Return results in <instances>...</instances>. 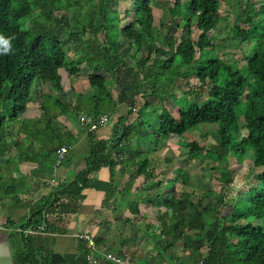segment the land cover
Returning <instances> with one entry per match:
<instances>
[{"label":"trees","instance_id":"obj_1","mask_svg":"<svg viewBox=\"0 0 264 264\" xmlns=\"http://www.w3.org/2000/svg\"><path fill=\"white\" fill-rule=\"evenodd\" d=\"M119 1L0 0V34L10 38L12 45L8 53L0 54V147L4 152L10 153L6 140L15 138L14 125L29 103L37 102L41 117L17 128L29 140L30 151L21 140L13 141V147L20 160L53 170L56 149L65 146L69 150L75 142L66 126L58 124L59 118L75 120L81 114L98 118L114 106L128 108L113 123L107 140H96L95 132L87 133L90 144L84 171L70 183L58 184L51 203L36 211L26 226L44 227L53 233V224H62L66 213H74L84 199L82 193L92 182L90 175L106 168L113 186L111 178L118 166L126 179L122 185H114L117 204L138 214V204L127 206L129 195L144 189L135 188L139 177L147 183L146 196L154 195L151 181L158 175L150 155L157 152L159 141L212 125L215 129L203 135L210 136L209 143L185 145L184 163L188 168L217 172L220 182L225 175L223 186L218 193L205 191L201 196L193 191L176 192L173 187L153 196L161 200L155 217L142 221L134 232L148 239L150 260L138 264H264V0H235L239 12L232 37L243 53L242 65L223 60L213 50L211 34L220 23L224 0H174L170 20H160L157 26L153 0H129L122 16L130 21L122 29L117 27ZM96 14L101 15L102 23L94 22ZM193 29L211 51L196 70L197 89L185 91L184 104L174 108L167 99L168 90H160L158 85L165 82L177 87L178 80L187 79L195 55ZM69 50L79 57L66 62ZM125 50L131 52L132 66L121 54ZM136 54L141 56L136 59ZM82 65L89 90L75 93L71 85L74 102L63 103L60 73L73 84ZM114 84L120 89L116 99L110 93ZM47 85L58 95L51 96ZM141 85L150 91L139 94ZM138 95L144 100V109H159L155 119L131 111L136 109ZM246 151L252 156L256 186L247 190L241 203L232 205L226 197L232 185L228 167ZM178 180L187 183V178ZM111 195L106 192L108 198ZM221 207H229L230 212L221 215ZM207 215L212 216L211 221ZM194 231L197 237L188 236ZM37 239L23 236V248L15 254L18 264H48L50 252L36 247ZM99 244L96 240L95 245ZM82 247L86 258L90 249L86 244Z\"/></svg>","mask_w":264,"mask_h":264},{"label":"crops","instance_id":"obj_2","mask_svg":"<svg viewBox=\"0 0 264 264\" xmlns=\"http://www.w3.org/2000/svg\"><path fill=\"white\" fill-rule=\"evenodd\" d=\"M84 68L85 66L82 70ZM75 81L78 82V79L74 78L73 84L68 80V87L62 89V95L59 98L63 103H73L75 93H85L89 90V88L78 90ZM71 85L75 93L69 90ZM39 89L44 88L39 87ZM52 92L49 91L51 96L58 95ZM35 104L36 107H28L26 113L14 125L15 138L6 140L10 153L4 152L0 147V225L2 226L0 228V264H18L15 254L17 249L23 248V236L40 238L34 245L50 252L48 264H110L111 262H106L105 256L109 254L118 256L119 253L121 255L118 257L125 258L130 263L138 264L140 261L148 263L150 260L146 255L148 241L143 244L142 239L145 237L135 236L134 232L141 228L142 221L155 217L161 200L153 196L162 193L160 192L162 189H166L163 192L172 187L174 189L179 178L178 175L174 177L171 172L164 175L162 171H156L158 176L151 181L155 185L152 191L154 195L150 197L146 196L147 183L143 182L141 177L136 179L135 188L143 187L144 189L129 195L127 206L132 202L138 204L139 213L132 214L129 209L117 204L118 196L115 194L114 187L122 185L126 179L125 175L121 174L120 166L115 168L114 176L111 178L115 186H112V183L110 185L108 170L101 168L90 175L92 182L83 191L84 199L79 201L76 211L67 212L69 214L66 213L67 218H63L62 224H53V231H51L53 233H50V229L43 230L44 227L38 230L33 228L30 233H27L29 227L26 225L30 218L36 211L46 209L45 207L51 203L54 199V195L51 196V194L57 191L58 184H68L77 174L84 171L90 144L87 132L79 128L77 119L73 120L72 117L66 116L59 118L57 122L59 125H65L75 136V142L69 147L67 160L63 166L55 172L49 167H39L36 162L20 160L19 151L14 149L13 141H23L26 149L30 151L29 140L23 137L22 132H18L17 127L21 123L30 125L38 121L41 113L37 102ZM123 106L126 105H117L110 110L107 124L95 131L96 140H107L110 137L113 123L124 115V112L121 113ZM72 121L74 122L71 125ZM52 178L56 180L55 185L50 183ZM158 182L162 183L160 187L156 186ZM108 191L112 192L109 198L106 196ZM62 210L65 214V208ZM125 220H130L131 223L125 224ZM78 233L90 235L94 242L100 240L98 246L94 243V248L86 245L90 249V254L86 258L82 254V246L86 243L76 238ZM142 244L144 246H141Z\"/></svg>","mask_w":264,"mask_h":264},{"label":"rangeland","instance_id":"obj_3","mask_svg":"<svg viewBox=\"0 0 264 264\" xmlns=\"http://www.w3.org/2000/svg\"><path fill=\"white\" fill-rule=\"evenodd\" d=\"M173 1L174 0H153L152 12L154 15V25L157 26L160 20H164L165 22H168L170 20L169 8L171 7ZM127 6L129 7V0H122L117 3L116 10L120 15L119 17L120 22L117 24L118 29L124 28L130 21L129 18L126 19L122 16V11ZM238 12H239V8L236 5L235 0H224V2L221 4V9L219 12L220 23L211 35L214 38L213 39L214 53L218 54L223 60L235 62L238 63L239 65H242L243 53L240 49L236 48L235 45L236 41H234L232 37L233 36L232 26L235 17L238 15ZM94 20L96 24L102 23L101 15L96 14ZM242 28L246 29L247 26L242 25ZM192 39L196 43L195 55H194L193 63L190 65V71L188 73L187 79L178 80L177 87H172V85L170 84L169 86H167L165 82H161L158 85V89L168 90L170 94L167 96V99L172 103L174 108L178 107V105L180 106L184 104L185 91L197 89L198 81L195 76L196 70L199 68L200 64L206 61L207 55L211 51V49L207 45L208 44L207 42H201L199 40L198 34L195 31V29H193L192 31ZM66 54H67L66 62H71L79 57V55H75L70 50L66 52ZM121 54L124 55L125 61H127L128 65L132 66L133 61L131 58H129L131 52L129 50H125L124 53L122 52ZM140 56H141L140 54H136L135 58L137 59ZM84 66L85 65L80 66L81 72L78 75V78L75 79V80L78 79L79 82L78 84V82L75 81L78 90L89 88L88 82L86 81V74L84 73L85 68L84 70H82ZM239 70L240 72H242L241 69ZM60 75L62 78L63 88H67L69 83L68 82L69 77H67L66 74L62 71ZM105 76L106 78H110L109 74H106ZM47 88H49L55 94V91L52 88V86L47 85ZM119 91L120 89H118L117 85L115 84L110 87V93L114 98L118 96ZM143 91H146L148 93L150 89L147 86L141 85L139 87V94H141ZM135 101H136L135 111L137 113H140L142 116H145L147 119H151V118L155 119L158 116L159 109L154 110V108L151 107L144 109L143 106L144 100L141 98L140 95H138L135 98ZM28 107H36V104L34 102L29 103ZM156 107H158V103L156 104ZM127 111L128 108L126 106L121 107V113L124 112V114H126ZM175 113L176 110H173L174 116L176 115ZM214 129L215 127L212 125H201L197 130L190 131L182 136L171 137L169 139H162L159 141L157 152L152 153L150 155V160L152 162V165L155 167L156 171H162L164 175L167 174V172H171V174H173L174 177L178 175V178L181 177L187 178V183L185 185H183V183H181L180 180L177 181L174 187L176 192L193 191L198 196H201L205 191H212L215 193H218L220 191L221 187L223 186V183L226 180L225 175L222 176V182H220L218 179L220 178V175L217 172L202 170L200 169L199 166L188 168L184 163V159L187 154L185 145L191 141H197L202 145L205 143H209L211 140L210 136L204 138L203 135L213 131ZM244 134H245L244 132H241V135ZM139 148L140 149L142 148V150L145 151V147L140 146ZM182 170L187 171V174L185 172L184 173L181 172ZM228 171L230 172L228 178L229 180L231 179L232 185L227 188L226 197L232 200L231 201L232 205L235 202L241 203L246 198L247 190L249 188L256 186V182L253 179L255 175V170L253 169L252 166V156L250 151H246L241 158L235 161H230ZM162 178H164V176ZM165 190L166 189L164 190L162 189L160 190V192H163ZM229 212H230L229 207L226 208L221 207V209H219V213L221 215H226ZM211 218H212L211 215H207V220L211 221ZM198 235L199 234L196 231L188 234V236H190L191 238L197 237ZM147 241H148L147 238L142 239L143 244ZM143 244L141 246H144Z\"/></svg>","mask_w":264,"mask_h":264},{"label":"built area","instance_id":"obj_4","mask_svg":"<svg viewBox=\"0 0 264 264\" xmlns=\"http://www.w3.org/2000/svg\"><path fill=\"white\" fill-rule=\"evenodd\" d=\"M131 111H135V110L132 109ZM109 116H110V113H104L103 115L99 116L98 118H93V117L81 114L77 118L78 126L82 130H85L87 133H92V132H95L96 130H98L100 127L105 126L109 120ZM67 155H68V149L65 146H61V147L56 149V151H55V164H54L55 172L59 167H61V165L65 161ZM50 183H51V185H55L56 184L55 178H52ZM0 228H2L1 225H0ZM31 229H33V228L29 227L27 233H30ZM76 238L79 241L85 242L86 245H88L90 248H94L95 242H94V239L90 235L85 234V233H78V234H76ZM105 260L107 262H111L113 264H133V263H130L125 258L118 257L115 255H111V254L105 256Z\"/></svg>","mask_w":264,"mask_h":264},{"label":"clouds","instance_id":"obj_5","mask_svg":"<svg viewBox=\"0 0 264 264\" xmlns=\"http://www.w3.org/2000/svg\"><path fill=\"white\" fill-rule=\"evenodd\" d=\"M10 38L0 34V54L8 53L11 50Z\"/></svg>","mask_w":264,"mask_h":264}]
</instances>
